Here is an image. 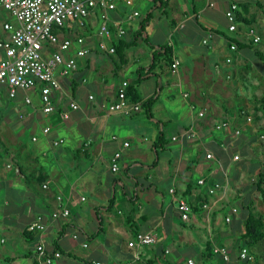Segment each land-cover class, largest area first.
<instances>
[{
  "label": "crops",
  "instance_id": "crops-1",
  "mask_svg": "<svg viewBox=\"0 0 264 264\" xmlns=\"http://www.w3.org/2000/svg\"><path fill=\"white\" fill-rule=\"evenodd\" d=\"M149 1H153L155 7L160 3L157 0H133V5L128 6L124 0H115L117 8L113 16L126 19L136 10L141 13L137 5L148 6ZM233 1L239 3L238 12L249 20V23L238 22V32L229 31L226 18V11ZM171 10L172 17L162 23L160 29L154 26V32L146 33L155 45L171 46L172 64L175 59L180 61L177 68L166 69L167 65L162 61L151 69L153 49L139 37L137 44L126 50L127 63L117 70L116 62L112 63L115 55L112 57L98 50L94 36L93 48L85 63L61 78L64 91L80 104L81 109L71 110L70 98H61L54 90L56 109L46 114L42 110L39 88L30 90L31 94L20 91L16 98L24 93V99L13 102L16 98H10L7 89L0 87V264H38L36 246L40 240L51 251H61L57 245L63 249L62 256L53 264H170L167 258L173 260L172 264H180L184 259L188 264L189 259L196 264L193 256H187V251L193 247L199 251L202 261L214 257L216 264H227L219 255L206 252L208 244L212 248L214 244L228 247L231 264L237 263L238 256L234 251L240 244L243 227L238 224L240 213L233 215L229 222L226 216L238 202L229 199L231 185L226 197L221 191L210 195L209 186L215 180L225 182L227 178L230 184L229 173L243 169L244 159L234 161L232 153L228 159H219L211 146L220 144L224 148L235 142L233 133L229 129L216 130L214 123L211 127L205 126V120L210 117L196 118L197 113L191 105L199 110L207 108L216 122L237 118V109L246 110L244 106L234 107L209 99L205 92V76L210 75L206 60L213 49L223 52L230 49L234 39L244 45L252 44L254 40L247 34L250 26L255 27L261 37L257 44L261 42L264 0H176ZM3 12L4 20L0 21L2 38L8 36L4 23L13 20L7 11ZM95 15L96 21L98 11ZM141 17L142 13L133 22H126L125 37L131 42L140 30ZM93 31L95 34L96 28ZM260 50L264 52L262 48ZM231 51L234 55L228 54L226 59L235 56L240 63L246 56L254 60V55L256 64H260L264 72L263 62L254 48L238 47ZM145 60L148 61L146 66L141 64ZM117 62L121 65L119 60ZM238 67L235 66L234 73ZM129 73H135L137 85ZM164 77L167 79L163 86L168 90L165 94L167 103L175 112L174 104L178 98L186 112L175 122L168 116L156 119L158 134L155 129V133H150L154 116L149 117L143 110L134 115L104 114V104L116 99L123 80L135 85L143 99L155 97L157 100L162 93L160 82ZM83 78L87 81L83 82ZM151 78H156L157 82L146 85L145 81ZM75 83L77 87L73 90ZM142 83L143 93L140 91ZM90 94L95 98L89 99ZM27 95L32 98V103L26 102ZM7 99H11L10 103ZM64 112H69L68 118L64 117ZM142 112L145 117L139 118ZM193 119L196 120V134L174 139L190 128ZM234 120L232 122L237 126L239 120L235 123ZM45 127L51 128L47 134L43 133ZM167 128L170 135L165 132ZM28 131L31 141L25 136ZM145 133H150L154 139ZM243 135L246 139L242 142L250 144L254 134L247 131ZM59 139L64 141L54 145ZM125 141H129L130 146H124ZM205 146L213 151L215 159L206 158ZM116 151L121 152V157L119 169L113 171L111 159ZM243 157H247L246 153ZM203 177L208 180L206 185L198 182ZM45 184L48 187H44ZM173 188L175 191L171 192ZM58 196L62 197L61 201ZM181 198L194 206L203 203L205 198V203L210 206L193 211L191 220L185 222L177 209V200ZM111 200H114L112 206ZM64 206L70 208V216L52 219V213ZM224 207L228 209L222 218L219 214L224 212ZM37 216H43L48 224L42 234L26 229ZM100 217L104 231L99 230ZM204 223L207 226L205 237L199 242L193 234L201 231ZM148 231L156 235L158 242L163 240L169 253L167 258L160 254L157 243L139 248L129 246V241L137 234ZM75 234L77 238H74Z\"/></svg>",
  "mask_w": 264,
  "mask_h": 264
},
{
  "label": "built area",
  "instance_id": "built-area-1",
  "mask_svg": "<svg viewBox=\"0 0 264 264\" xmlns=\"http://www.w3.org/2000/svg\"><path fill=\"white\" fill-rule=\"evenodd\" d=\"M124 2L128 6L133 5V0H124ZM116 8L115 0H0V9L7 11L13 18L3 25L8 36L0 37V87L7 89L10 98H16L20 91L39 88L42 110L46 114H50L56 109V103L53 99L54 90L60 93L61 98L65 96L70 98L71 110L81 109L80 104L64 91L61 78L69 76L85 63L87 55L93 48L94 36H96L98 50L111 55L116 53L115 42L127 34L126 22H133L135 18L141 15L140 11L136 10L128 14L126 19H116L113 16ZM238 9L239 3L233 1L226 11L230 32H238L236 14ZM96 11H98V15L95 21ZM94 28H96V33L93 35ZM247 34L256 43L261 39L253 26L248 28ZM206 42L207 40L204 39V43ZM230 49L237 50V43L231 41ZM226 61L231 62L232 59L228 57ZM179 64L180 61L175 59L172 66L177 68ZM86 81L87 78H83V82ZM128 86L129 81L127 79L121 82L116 99L104 104L105 115H134L142 110V103L129 97ZM184 96L187 97L188 93H184ZM94 98L93 94L89 95V99ZM25 100L27 103H32V98L29 95L25 97ZM191 106L195 111L196 106L194 104ZM246 112V110L242 111V117L251 124L252 116ZM63 115L68 118L69 112H64ZM205 115V110L201 109L198 110L196 118ZM234 119L235 117L223 120L215 124L214 128L222 130L232 126L231 132L237 139L242 132L239 126L233 125L232 120ZM195 123L196 120L193 119L190 128L174 139L194 136L196 134ZM50 130V127H45L43 133L47 134ZM33 139L37 140L38 137H33ZM63 141V139L55 140L54 145ZM124 146H130V142L125 141ZM232 148L233 143L224 146L228 153H232L234 161L240 160V154L231 152ZM205 151L207 159H215L211 149L205 146ZM120 157V151H116L112 156L111 169L113 171L119 169ZM206 181V177L198 180L201 185H204ZM229 186L228 178L225 182L215 180L209 186V194L214 196L218 191H221L222 196L226 197ZM44 187H48V185L45 184ZM174 191V188L171 189V192ZM57 199L61 201L62 197L58 196ZM82 200H85V197H82ZM209 206L208 203H204L203 209H209ZM177 209L183 221L189 222L191 220L193 208L185 199L177 200ZM70 213V208L64 206L62 209L54 211L51 218H68ZM238 213L239 207L232 206L226 220L231 221L233 215H238ZM47 228L48 224L43 216H37L26 227L29 232L40 234L44 233ZM77 237L78 235L75 234L74 238ZM155 243H157L156 235L148 231L138 234L134 240L129 241V246L139 248ZM84 246L87 244L84 243ZM36 249L38 264H53L62 256L59 250L47 253L43 240L39 241ZM213 251L225 263L231 264L232 258L228 247L214 244ZM239 257L241 260L251 258L249 249L243 247ZM95 264H100V262ZM189 264H194V261L189 259Z\"/></svg>",
  "mask_w": 264,
  "mask_h": 264
},
{
  "label": "rangeland",
  "instance_id": "rangeland-1",
  "mask_svg": "<svg viewBox=\"0 0 264 264\" xmlns=\"http://www.w3.org/2000/svg\"><path fill=\"white\" fill-rule=\"evenodd\" d=\"M148 6H142L137 5V7L141 10L142 17H147L148 13L152 12L153 19L149 22L148 25H146V32L149 34L154 32L153 28L154 26H158L159 29L162 26V23L167 22L172 17V6L176 4V0H170L165 1L163 3L157 4L158 6H154L153 1L148 2ZM257 9H262L260 7H257ZM4 14L2 9H0V21L3 22L4 20ZM95 29V28H94ZM93 29V30H94ZM257 31V29L255 28ZM94 35V31H92ZM258 33V31H257ZM160 35V34H159ZM134 37V36H133ZM152 37V36H151ZM144 45V44H143ZM254 46L258 49L262 48L264 50V37L261 40L260 43L254 44ZM142 47V46H140ZM139 47V48H140ZM230 54L231 56L234 55L233 52L230 49H225V51H221L220 49H213L210 54V58L206 60V64L208 66L207 72L210 75L205 76V92L208 94L209 99L216 100L218 102H225L229 106L234 105V107H242L244 106L246 108V111L249 112V114L252 116V122L251 124L246 121L244 117H239L237 109L235 111V114L237 115V118H235V121L237 122V119L239 120L238 125L241 128V135L246 133L247 131H251L254 134V138L250 141V144L243 143L241 140H243L241 135L235 139V142H233V150L231 152L239 153L241 156V161L244 159L245 167L241 170L237 169L229 173L230 177V185H231V191L229 193V199L230 201L234 200L238 202V205L240 209L242 208V204L245 203H252L257 211L261 213V215L264 217V198L262 194L258 190H252L248 189V185L257 178V173L259 171V168L264 165V137L262 128L264 127V115H262V112H257L256 108L259 107L261 104V99L264 97V72L260 69L259 65L256 64L255 61H257L256 57L252 55L253 59L249 57H244V61L238 63L237 59H234L235 56H233V62L231 64L226 63V55ZM110 61L112 59H109ZM108 60V61H109ZM114 61L112 60V63ZM144 66L148 64V61L145 60L143 63ZM239 64V65H238ZM235 66L237 69V72H233L235 69ZM233 73V74H232ZM105 74V73H104ZM135 73H129L128 75L133 80L135 85L138 84V79L134 75ZM228 75L230 77H228ZM166 76V75H165ZM166 77H164L160 82V87H163L166 83ZM156 78H151L150 80H146L145 84L152 86L153 83H156ZM143 83L141 84L140 91L143 93L142 88ZM31 94L29 91L27 90ZM167 88H162L161 96L153 103L152 105V113L154 116V119L151 120V128L152 132L158 134L160 131H158L156 119H160L162 117L168 116L173 117V122L178 118V116H183V114L186 112L184 105L180 102L178 98L176 99V102L174 104L175 106V112L173 109H171L170 105L167 103V99L165 94L167 93ZM20 99H24V93L23 95L20 94L18 98L12 99L13 102L19 101ZM7 101L10 103L11 99H7ZM12 104V103H11ZM215 106L217 105L214 103ZM212 107V106H211ZM212 111H214L213 108H211ZM198 109H195L196 113L198 112ZM206 118L210 117L209 119L205 120V126L211 127L212 124H217L222 121L218 119L219 121L216 122V118L211 117L212 114H210L207 111V108L205 110ZM208 115V116H207ZM256 115H259L260 118L258 119ZM145 117V114L142 112L139 116V118ZM208 122V125H207ZM234 125V124H233ZM236 125V124H235ZM234 125V126H235ZM233 127L231 126L229 130L232 131ZM168 135L171 134V131L167 128L165 130ZM150 133H145L148 136H152V139H154L153 135ZM26 139L31 141V132L28 131L26 134ZM247 136V134L245 135ZM232 146V145H231ZM247 152H244V151ZM243 153H246L247 157H243ZM248 153V154H247ZM258 158V162L254 164V168L252 171L248 169L249 162L253 161L252 158ZM8 160V158H6ZM238 160V161H240ZM246 160H248L247 163ZM248 165V166H247ZM228 204V202H226ZM225 203V204H226ZM224 212H221L219 215L223 218ZM240 213V212H239ZM237 216V214H236ZM207 227L204 223V226L201 227V231L198 230V232L194 233V237L200 242V238L202 239L205 237L206 228ZM250 250V256H251V262L245 263V264H257L255 262V259L258 258L261 263L264 264V240L261 241L258 245L255 247H252ZM235 254L238 256L239 254V246L235 248ZM168 254L166 252L165 258L168 257ZM187 256H193L195 258L196 264H216L217 259L213 258H205L204 261H202L199 257V251L195 249L194 247L189 249L187 251ZM170 264L173 263V260L170 258H167ZM183 264H188L186 259L184 261L182 260ZM241 262V261H240ZM242 264V262H241Z\"/></svg>",
  "mask_w": 264,
  "mask_h": 264
},
{
  "label": "trees",
  "instance_id": "trees-1",
  "mask_svg": "<svg viewBox=\"0 0 264 264\" xmlns=\"http://www.w3.org/2000/svg\"><path fill=\"white\" fill-rule=\"evenodd\" d=\"M160 1V3H163L164 0H157ZM237 14V21L238 22H246L249 23V20L246 19L240 12H236ZM152 12L148 13L147 17L145 18H141L140 20V30L134 35L133 37V41H129L128 38L124 37L122 39H119L115 42V46H116V53L114 54L115 57L119 60V62L121 63V65L117 62L118 60L116 58H113L114 62H116L117 65V70L119 67L125 65L127 63V58H126V50L135 46L137 44V39L140 37L141 41H143L144 43H146L147 45H149L152 49H153V64L151 66V69H154L155 67H157L158 63H161L162 61L165 62V64L167 65V68H171L172 67V57H173V51L170 45H155L148 37L147 33H146V25L149 24V22L153 19L152 18ZM234 41L237 43L238 47H246V46H250L252 48H254L256 55L260 58V60L263 62L264 65V52L261 51L260 49L256 48L254 46V44H256L255 42H252V44L250 45H244V43H242L241 41H239L238 39H234ZM112 56V55H110ZM113 57V56H112ZM163 57V60H162ZM140 74H142L140 72ZM145 76H148V74H146ZM77 87V83L74 84L73 86V90L76 89ZM127 92L129 97L134 100V101H140L142 103V110L149 116V117H153L152 114V105L155 102L156 98L155 97H150L147 99H143L141 97V95L139 94L137 88L135 85L129 84L128 88H127ZM245 109H239L238 114L239 117H242V111ZM257 112L261 111L262 115H264V97H262L261 99V104L259 105V107L256 108ZM247 114H249V112H246ZM256 117L259 119L260 116L256 115ZM264 133V127L262 128V131ZM242 139L245 140V136L241 135ZM163 134L161 135L162 139ZM264 137V134H263ZM242 141V140H241ZM211 149L216 151L218 154L219 159L223 158V159H228L229 157V153L220 145H216L215 147L211 146ZM244 152H247L246 150ZM252 162L250 161L248 164V169L250 171H252V169L254 168V164H256L258 162V158H252ZM257 178L253 181V183L251 182L248 185V189H252V190H258L263 198H264V165L261 166L259 168L258 173L256 174ZM208 182V180L206 181V183L204 185H206ZM114 203V200H111V206ZM205 203V198L203 203L198 204L197 206L192 205L193 211L197 212L201 209H203V204ZM200 205V206H199ZM228 207H224V211H227ZM100 229L101 231H104L103 229V221L101 220L100 217ZM238 224L242 227L241 230V239H240V244H239V254H238V259H237V263L236 264H245V263H249L251 262V259L248 257L244 260H241L239 255H240V251L242 250L243 247H247L248 249L255 247L256 245H258L261 241L264 240V217L261 215V213L259 211L256 210V208L254 207V205L252 203H245L242 204V208L240 211V217L238 219ZM138 235V234H137ZM137 235L135 236V238L137 237ZM164 242L163 240H161L160 242L157 241V248L161 251L160 254L162 256H164L166 254V249L163 246ZM57 248L60 249L61 251H63L62 248H60L59 245H57ZM52 251L47 249V253H51ZM206 252H210L209 255H218L215 254V252L213 251V248L211 247L210 244L207 245V249ZM250 252V250H249ZM252 252V251H251ZM250 252V253H251ZM208 254V253H207ZM239 260L241 262H239ZM232 262V261H231ZM255 262L257 264H263L259 261L258 258L255 259ZM88 264H92V263H88ZM180 264H183V262Z\"/></svg>",
  "mask_w": 264,
  "mask_h": 264
}]
</instances>
